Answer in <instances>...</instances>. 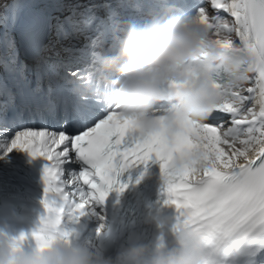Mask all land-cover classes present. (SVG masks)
I'll use <instances>...</instances> for the list:
<instances>
[{
  "label": "snow or ice",
  "instance_id": "1",
  "mask_svg": "<svg viewBox=\"0 0 264 264\" xmlns=\"http://www.w3.org/2000/svg\"><path fill=\"white\" fill-rule=\"evenodd\" d=\"M210 3L213 9L229 14L233 23L219 15L210 17L206 8L199 6L197 13L202 23L218 38V43L237 44L233 40L235 34L238 45L250 53L255 73L254 81L249 78L245 83L253 86L226 93L214 111L228 114L232 126L184 121L180 133L172 140L161 132L134 139L129 147L126 137L130 135L131 122L122 119L114 106L96 98L94 103L104 105V116L82 133L68 135L48 130L17 133L8 152L30 149L32 157L40 155L47 161L42 201L45 215L31 233L38 248L49 246L54 239L69 243L70 233L60 230L65 215L72 218L89 212L94 215L95 208L103 205L111 192L125 190L127 185L119 181L124 171L135 165H147L155 157L160 163L165 204L174 206L177 212L175 227L195 234L207 264H264V0H210ZM0 20L6 22L4 17ZM222 36L228 39L221 40ZM104 37L101 32L91 41V63L86 69L70 70V75L79 79L94 75L97 62L115 47L114 34L106 52L95 51L103 46ZM245 90L248 95L242 94ZM249 100L253 106L246 108ZM47 110L54 114L55 105L49 104ZM88 116L76 108L74 121ZM61 146L57 152L55 149ZM194 147H202L204 167L191 161L176 167L177 159L187 161ZM70 151L87 168L73 177L75 190L66 194L59 178L62 165L69 162ZM69 195L73 200L66 213L64 203L58 206L56 198L67 202ZM25 239L21 234L10 243L17 247Z\"/></svg>",
  "mask_w": 264,
  "mask_h": 264
},
{
  "label": "clouds",
  "instance_id": "2",
  "mask_svg": "<svg viewBox=\"0 0 264 264\" xmlns=\"http://www.w3.org/2000/svg\"><path fill=\"white\" fill-rule=\"evenodd\" d=\"M217 39L198 13L185 14L169 6L143 24L127 25L117 35L111 54L99 60L94 75L82 79L81 99L91 93L114 106L122 119L131 122L130 134L147 137L163 132L172 140L184 121L205 123L225 94L243 89L253 73L248 51ZM220 73L222 84L217 83ZM202 153V147H194L187 161L177 159L176 167L189 161L204 167ZM168 223L158 221V227ZM175 225L173 245L158 239L153 245L130 246L114 257L58 239L31 252L23 250L22 244L13 247L9 240L0 239V264H207L195 234Z\"/></svg>",
  "mask_w": 264,
  "mask_h": 264
},
{
  "label": "bare ground",
  "instance_id": "3",
  "mask_svg": "<svg viewBox=\"0 0 264 264\" xmlns=\"http://www.w3.org/2000/svg\"><path fill=\"white\" fill-rule=\"evenodd\" d=\"M57 3H58V0H36L33 3L29 4L27 11H25V14L26 16H35V18H44L50 21V19L52 18L53 10L56 9L55 5H57ZM20 23H21V20L20 21L18 20L16 27H15L16 32H17V29L20 27ZM233 40L236 41L238 44V37H236L235 34H233ZM250 79L254 81L255 73L250 74ZM247 85L248 87L253 86L251 83H248V84H245L244 88Z\"/></svg>",
  "mask_w": 264,
  "mask_h": 264
},
{
  "label": "rangeland",
  "instance_id": "4",
  "mask_svg": "<svg viewBox=\"0 0 264 264\" xmlns=\"http://www.w3.org/2000/svg\"><path fill=\"white\" fill-rule=\"evenodd\" d=\"M18 1H21V0H18ZM24 1H25L24 6H25V5L28 4L29 1H31V0H24ZM110 1H111V0H100V3L103 4V3L110 2ZM6 2H7V0H0V8H1V10L3 9L2 7H3V5H4ZM115 5H117V4H115ZM206 6H211L210 0H207V1H206ZM161 8L164 9V7H161ZM136 9H137V8H134L133 12H136ZM160 10H161V9H160ZM210 11L212 12V8L210 9Z\"/></svg>",
  "mask_w": 264,
  "mask_h": 264
}]
</instances>
